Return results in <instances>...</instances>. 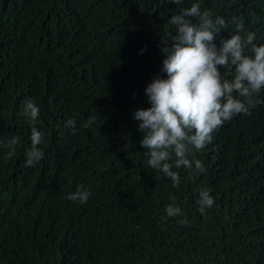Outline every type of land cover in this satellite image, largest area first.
<instances>
[{
    "label": "trees",
    "instance_id": "trees-1",
    "mask_svg": "<svg viewBox=\"0 0 264 264\" xmlns=\"http://www.w3.org/2000/svg\"><path fill=\"white\" fill-rule=\"evenodd\" d=\"M194 3L225 20L217 47L239 23L264 45V0H0V140H20L10 159L0 147V264H264V90L193 150L204 172L172 169L179 187L148 165L133 118L165 77L168 21ZM28 99L35 125L20 115ZM33 126L44 155L26 167ZM78 187L87 203L68 199ZM201 189L215 201L203 215Z\"/></svg>",
    "mask_w": 264,
    "mask_h": 264
},
{
    "label": "clouds",
    "instance_id": "clouds-1",
    "mask_svg": "<svg viewBox=\"0 0 264 264\" xmlns=\"http://www.w3.org/2000/svg\"><path fill=\"white\" fill-rule=\"evenodd\" d=\"M159 4H180L182 0H158ZM174 26L175 34L161 36V73L145 89L151 107L136 109L133 118L140 123L138 130L143 133L140 141L148 157V165L170 178L174 187H179L181 177L173 168L198 172L205 169L196 152L205 148L213 139V133L226 121L236 115H248L255 108V99L264 90V45L257 46L255 33L240 35L243 24H237V32L228 39H221L220 47L215 40L225 26L222 17H213L210 10L201 11L200 4L194 3L168 21ZM249 49L253 55L245 54ZM234 70L229 80L221 76L220 69ZM40 109L28 99L21 116L32 125L36 124ZM94 119L82 125L88 128ZM76 121L69 119L66 127L75 130ZM31 147L26 152L25 166H34L43 159L40 145L44 134L35 126L31 128ZM20 143L19 137L0 140V147L7 148L10 159ZM191 157V158H190ZM91 193L78 187L68 199L79 204L87 203ZM200 213L214 206L210 189L199 192ZM168 217H183L181 226L190 221L179 206L166 207Z\"/></svg>",
    "mask_w": 264,
    "mask_h": 264
}]
</instances>
